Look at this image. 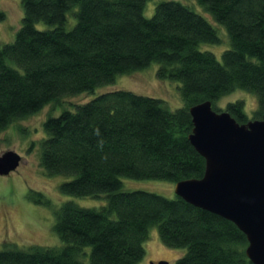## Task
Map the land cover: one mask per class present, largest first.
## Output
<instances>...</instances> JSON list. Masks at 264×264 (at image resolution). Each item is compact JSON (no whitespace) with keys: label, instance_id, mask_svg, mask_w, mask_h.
Wrapping results in <instances>:
<instances>
[{"label":"trees","instance_id":"16d2710c","mask_svg":"<svg viewBox=\"0 0 264 264\" xmlns=\"http://www.w3.org/2000/svg\"><path fill=\"white\" fill-rule=\"evenodd\" d=\"M199 1L228 28L222 60L200 47L221 40L218 28L180 0L157 1L151 16L147 0H22L15 39L0 40V131L46 103H64L154 61L160 77L180 81L184 102L171 109L163 98L119 87L66 100L75 107L46 117L44 171L71 175L60 183L67 193L106 192L108 200L98 207L63 202L54 225L62 243L0 248V264H137L151 224L165 243L187 247L176 264H256L232 219L178 194L123 188V174L175 182L203 176L205 156L189 137L195 103L211 99L220 109L225 93L247 88L258 94L253 117L264 116V0ZM41 20L52 26L40 28ZM245 102L226 105L240 122L250 118ZM29 192L48 203L40 190Z\"/></svg>","mask_w":264,"mask_h":264},{"label":"rangeland","instance_id":"374dc122","mask_svg":"<svg viewBox=\"0 0 264 264\" xmlns=\"http://www.w3.org/2000/svg\"><path fill=\"white\" fill-rule=\"evenodd\" d=\"M157 1L147 0L145 15L151 16L155 10ZM190 4L196 11L208 18L218 28L221 38L218 42H203L200 47L214 51L216 56L222 60L223 50L230 46V37L223 23L218 22L212 11L199 0H180ZM0 6L6 12V18L0 19V40L2 44L13 41L16 33L21 28L24 17V6L22 0H0ZM70 20L69 26L76 21L75 15ZM69 15V16H70ZM37 26L49 27L43 20L37 22ZM12 62V59L10 60ZM160 63L154 61L145 68L136 71L118 74L115 80L101 84L94 90H87L74 96H66L64 103H46L43 108L25 117L14 119L11 124L0 131V154L5 149L17 150L22 154V162L16 170L9 174H0V248L7 246L28 247L32 244L58 245L62 243L61 237L54 228L56 211L61 204L67 200H73L84 206H101L108 200L107 193L99 196L78 195L67 193L61 189L60 183L69 179L71 175L48 174L40 163L39 139L47 132L44 128V120L49 115L59 114L64 108L75 106L66 100L86 101L108 89L126 88L135 92L153 95L163 98L171 109L183 105L184 98L180 89V81L171 78H162L157 73ZM71 98V99H70ZM236 98H242L245 102V109L250 117H253L254 110L258 107V94L244 88H236L233 92L225 93L217 100V107L226 108L227 102ZM123 188L145 189L157 191L168 197H175V181L166 178L156 177H135L129 175L121 176ZM31 190H40L48 203L37 202L35 196H31ZM159 232L158 224L149 226L147 238L144 241L145 255L138 260L137 264H154L168 261L167 264H176V260L187 253L186 246H172L165 243ZM90 250V248L88 247ZM89 257H85L88 261ZM90 264V263H89Z\"/></svg>","mask_w":264,"mask_h":264},{"label":"water","instance_id":"95a60500","mask_svg":"<svg viewBox=\"0 0 264 264\" xmlns=\"http://www.w3.org/2000/svg\"><path fill=\"white\" fill-rule=\"evenodd\" d=\"M211 99L190 107V140L205 156L202 177L176 180L175 192L191 203L232 219L247 236V255L264 264V116L240 122ZM17 150L0 154V174L16 170ZM168 261L159 262L167 264Z\"/></svg>","mask_w":264,"mask_h":264},{"label":"flooded vegetation","instance_id":"af4514ba","mask_svg":"<svg viewBox=\"0 0 264 264\" xmlns=\"http://www.w3.org/2000/svg\"><path fill=\"white\" fill-rule=\"evenodd\" d=\"M157 263V262H156ZM156 263H154V264H156Z\"/></svg>","mask_w":264,"mask_h":264}]
</instances>
